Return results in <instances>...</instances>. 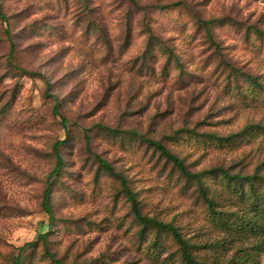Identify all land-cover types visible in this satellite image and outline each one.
<instances>
[{"label": "clouds", "instance_id": "obj_1", "mask_svg": "<svg viewBox=\"0 0 264 264\" xmlns=\"http://www.w3.org/2000/svg\"><path fill=\"white\" fill-rule=\"evenodd\" d=\"M30 5L24 24L61 30L19 38ZM3 16L0 264H264V0H0Z\"/></svg>", "mask_w": 264, "mask_h": 264}, {"label": "rangeland", "instance_id": "obj_2", "mask_svg": "<svg viewBox=\"0 0 264 264\" xmlns=\"http://www.w3.org/2000/svg\"><path fill=\"white\" fill-rule=\"evenodd\" d=\"M18 2V0H17ZM37 9L33 8L31 5L29 7L26 8H22L18 11L12 12L11 13V19L12 21L17 24V25H24L23 28H21L20 32L17 33L18 37L21 38L22 40H31V38L34 35H37V26H41V27H45L47 29H50L52 33H58L61 28L63 27L60 23L54 21L51 17L45 16L42 17L38 20H33L31 21L29 24H24L25 21H27L29 19L30 16H32L34 14V12ZM9 17L7 16H3L0 17V24L3 23H7L8 22ZM9 44H11V34H9ZM0 47H2V44H0ZM26 47L32 49L34 52H36L37 54L42 51L43 46H37V45H33V44H28L26 45ZM68 54H70V47H69V52L65 53V56H67ZM0 83H2V81H0ZM38 86H39V82L37 81V88L33 89L34 92L38 91ZM137 87V85L135 84V82H131L128 86H127V90H131V89H135ZM158 93H155L154 95H156ZM19 95V92L14 88L13 89V94L9 97L11 102H15L17 96ZM109 95L111 96V93H109ZM135 92H132V94L128 97V103H130L133 99H135ZM3 97V93H0V98ZM117 103H119V98H117L116 100ZM148 104H151V99H149ZM147 106L145 105L143 110L141 109H136L133 113V115L139 114V115H143V113L147 110ZM198 106L197 109L192 110L191 112H186L184 115L185 116H189L194 114V112L196 110H199ZM174 110V109H173ZM229 111V109H225L223 111H218L215 113H209V116L211 117H215V116H221L222 118L226 115V112ZM167 112V110H166ZM169 115L171 113H168ZM231 122V121H229ZM202 123H206V122H202ZM253 128H259V126H252ZM260 132H264V129H260ZM254 134H259V132H256ZM243 146V145H241ZM58 264V263H56ZM75 264V262H74Z\"/></svg>", "mask_w": 264, "mask_h": 264}, {"label": "trees", "instance_id": "obj_3", "mask_svg": "<svg viewBox=\"0 0 264 264\" xmlns=\"http://www.w3.org/2000/svg\"><path fill=\"white\" fill-rule=\"evenodd\" d=\"M259 167H260V166L258 165V166H257L258 170H259ZM56 263H58V264H59V262H58V261H57Z\"/></svg>", "mask_w": 264, "mask_h": 264}]
</instances>
